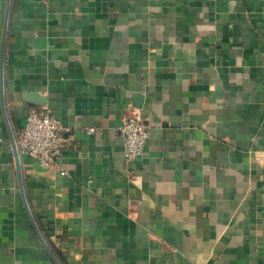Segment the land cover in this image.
<instances>
[{
    "label": "crops",
    "instance_id": "obj_1",
    "mask_svg": "<svg viewBox=\"0 0 264 264\" xmlns=\"http://www.w3.org/2000/svg\"><path fill=\"white\" fill-rule=\"evenodd\" d=\"M43 106L66 145L22 190ZM0 264H264V0H0Z\"/></svg>",
    "mask_w": 264,
    "mask_h": 264
},
{
    "label": "built area",
    "instance_id": "obj_2",
    "mask_svg": "<svg viewBox=\"0 0 264 264\" xmlns=\"http://www.w3.org/2000/svg\"><path fill=\"white\" fill-rule=\"evenodd\" d=\"M90 132L93 128L89 129ZM120 131L125 145V158L128 162L143 154L150 136V126L143 120L141 113L135 111L121 119ZM61 121L50 114L46 106L31 108L26 122L15 136V143L22 157L36 160L40 166L49 170L57 165L66 145L62 135ZM66 172L61 170V174Z\"/></svg>",
    "mask_w": 264,
    "mask_h": 264
},
{
    "label": "water",
    "instance_id": "obj_3",
    "mask_svg": "<svg viewBox=\"0 0 264 264\" xmlns=\"http://www.w3.org/2000/svg\"><path fill=\"white\" fill-rule=\"evenodd\" d=\"M25 96H26L25 99L27 101L31 102V103H38V104H44L45 103V98L39 96V94L37 92L28 93ZM136 98H138L137 105L138 106H141V100H142L141 95L140 94H136ZM12 142H13V149H14V154H15V158H16L17 168H18V176H19L20 186H21V188L23 190V180H22V170H21V155H20L19 150H18V147H17V145L15 143V137L14 136H12ZM22 192H23L22 193L23 194V197L25 199L24 191H22ZM24 202H26V201L24 200ZM38 235L40 237V240H41L42 244L44 245V247L46 248V250L52 256V254H51V252L49 250V247L46 244L44 238L41 237V235L39 233H38ZM52 258H53V256H52Z\"/></svg>",
    "mask_w": 264,
    "mask_h": 264
}]
</instances>
